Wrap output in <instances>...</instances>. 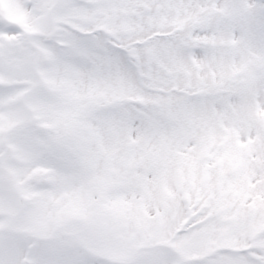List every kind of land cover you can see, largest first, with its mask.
<instances>
[{"label": "snow or ice", "instance_id": "snow-or-ice-1", "mask_svg": "<svg viewBox=\"0 0 264 264\" xmlns=\"http://www.w3.org/2000/svg\"><path fill=\"white\" fill-rule=\"evenodd\" d=\"M0 264H264V0H0Z\"/></svg>", "mask_w": 264, "mask_h": 264}]
</instances>
